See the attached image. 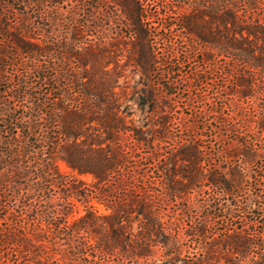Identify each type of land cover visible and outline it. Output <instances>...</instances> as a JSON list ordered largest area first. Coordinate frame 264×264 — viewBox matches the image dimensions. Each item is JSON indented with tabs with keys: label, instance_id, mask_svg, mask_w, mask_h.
Here are the masks:
<instances>
[{
	"label": "rangeland",
	"instance_id": "374dc122",
	"mask_svg": "<svg viewBox=\"0 0 264 264\" xmlns=\"http://www.w3.org/2000/svg\"><path fill=\"white\" fill-rule=\"evenodd\" d=\"M218 1L222 2V0H143L150 17L152 50L158 62L154 72L147 77L141 76L137 67L127 64L129 61L127 46L109 49V56L114 57L115 65L108 64L104 70L107 73L119 71L122 75L118 79L119 88L116 90L119 93L120 112L126 121L125 126L134 130L135 133L129 131L121 133L118 137L115 144L124 151V161L120 164V169L118 168L120 174L117 178H113L109 187L102 188L101 191L109 190L116 200L121 194L133 195L143 201L146 196L154 198L155 210L161 212L160 223L164 227L162 230H165L160 238L150 244L148 240L141 241L148 249L147 256L131 260L122 255L123 264H254L255 259L263 257L264 111L262 105L264 97L262 95H264V72L262 71L264 61L253 70L243 61L234 64L235 71L241 76L252 74L255 85L252 98L240 97L236 94L239 91V87L235 86L237 73L233 71L232 64L224 56L222 41L219 39L216 46H205L195 41V36L186 34L179 25L181 17L191 14L196 8L208 11ZM114 2L115 0L64 2L60 5L62 15L59 34H53L50 30V35L44 37V40L56 39L55 35H61L69 43V24L71 20H74L75 28H79L83 33L80 45L85 49L91 47L96 50L103 42L110 44L118 40L128 45L131 42L130 30L124 27L122 15L117 11ZM97 3L101 4V10L89 17L91 6ZM44 7L51 9L54 5L45 3ZM35 9V6H29L24 16L9 11L6 13V24L11 26L23 20L33 21L37 16ZM242 9L246 14L250 13L258 18L257 21L264 22V0L259 2L250 0ZM204 19L207 20L208 17ZM207 31L212 34L217 33L215 35L218 37L217 26L212 25V28ZM1 34L0 32V41L3 38ZM262 44L258 42L255 49ZM257 52L254 51V53ZM203 54L211 59L203 62ZM57 57L60 58L59 55L52 53L44 58V61L63 65L72 73L75 72L73 69L77 70L73 68V66L78 67L74 64V60L69 62L65 59L59 62L56 60ZM34 65L36 64L27 62L23 56H14L12 64L8 65L4 73L0 75V81L6 79L10 82L5 85L0 83V88L7 90L1 101L8 102L12 108H15L16 116H29V114L36 116L28 109L35 96L43 100L45 104L43 112L49 114L51 118L64 115L65 109H79L85 105L80 86H73L70 81H62L57 86L54 83L55 79H51L55 74L53 70L39 72L35 70ZM170 69L176 71L174 75L167 74ZM195 72H199L204 78L201 84L192 81ZM26 74H31L33 77L43 75L48 78L47 84L36 86L31 79L30 88L27 90L28 96L20 99L11 98L14 92L9 88H12L18 77H24ZM81 74V72L78 73V85L87 81ZM171 83H174L171 85L174 95L168 97L165 94V88ZM150 89L155 90L157 99L154 103L155 107L139 105L137 92ZM163 102L168 105V111L162 108ZM161 118H167L165 124H161ZM52 123V121L47 122L44 117H38L36 121L28 124L23 121L16 122L18 126L29 127L28 132L25 133L29 136H20L17 139V146L28 145L29 153L28 157L23 159L24 163L32 164L37 159L48 160L47 158L53 156L59 146L52 144L51 140L57 141L58 144L64 141L63 137L57 135L59 131ZM2 125L0 121V127ZM4 125L8 128L7 123ZM160 132H167L169 136L160 138ZM137 138L144 139L152 146H144L137 141ZM188 142L202 154L197 167L203 174V182L197 184L194 189L177 192L179 195L175 198L170 195V191L167 192L163 170L166 169L171 154L179 148L186 147ZM17 146L14 150H21ZM177 163L179 165L180 161ZM53 165L63 171L66 182L78 183L80 192L91 194L92 191H99L92 188L89 176L69 174L68 169L60 161H56ZM230 173L235 175L233 180ZM212 174L221 177L228 188L232 187V191L223 193L222 185L212 186L208 180V176ZM119 179L122 181L119 185H123L121 189L116 187V181ZM175 179L182 184L187 183L179 175ZM62 188L61 183L49 184L43 199L51 197L55 200V204L61 206L58 196ZM6 193L10 192L7 190ZM24 193L25 191L21 192V194ZM101 195L100 193L94 195L90 204L95 206L99 213H104L106 212L104 207L99 204L102 200ZM35 198L36 203L39 204L41 198L38 195ZM111 204L115 206L117 203L111 201ZM7 206L8 209L5 211L0 209V234L8 230L9 224L12 223L32 228L36 222H40L23 213L12 200L7 203ZM82 210L81 207L78 214H82ZM129 218L128 222L124 221V223L129 226V238L136 241L140 237L139 233L143 231L141 225L144 222H139L136 216H129ZM56 222L63 223L65 220L59 217ZM203 223L205 231L203 235H199L196 232V226ZM167 230H170V233ZM239 233L250 239L251 247L246 250L244 256L236 253L230 245H226L229 243L225 236H235ZM78 236L80 238L73 239L78 242L87 241L86 250L90 257L76 262L68 260L64 264H117L119 262L117 259L119 252L116 253L117 256L113 254L104 257L95 251V244L86 232H81ZM131 240L128 249L134 253L137 243ZM51 243L54 244L51 251L52 261L56 263L61 260L63 249L70 241L67 236L62 235L51 240ZM17 248L16 245H5L0 242V264H5L8 258L10 261L8 264H30L32 256L18 252Z\"/></svg>",
	"mask_w": 264,
	"mask_h": 264
},
{
	"label": "trees",
	"instance_id": "16d2710c",
	"mask_svg": "<svg viewBox=\"0 0 264 264\" xmlns=\"http://www.w3.org/2000/svg\"><path fill=\"white\" fill-rule=\"evenodd\" d=\"M67 1L70 0H0V32L3 35L0 41V75L4 73V69L8 65L12 64L14 56H23L27 62L36 64L34 68L39 72L53 70L55 74L51 79H55V85L59 86L62 81H70L73 86H80L81 96L85 99V105L82 108L65 109L64 115L51 118L49 114L43 112L45 105L43 100L39 96H35L28 109L36 116L31 114L16 116L15 108H12L8 102L1 101L7 90L0 88V107L2 108L0 121L3 123L0 127V209L2 211L8 209L7 203L12 200L27 216L40 220L32 228H25L15 225V223L9 224V229L0 234V242L5 245H16L18 252L30 254L32 256L30 264H64L68 260L76 262L81 261L82 258L90 257L86 250L87 241L78 242L73 239L74 237L80 238L78 235L81 232H86L95 244V251L104 257L116 255L119 252L117 264H123L122 255L131 260L147 256L148 249L141 241L148 240L150 244L160 238L165 230H162L164 227L160 223L162 221L161 212L155 210L156 201L154 198L146 196L143 201L133 195L121 194L117 196L116 200L109 190L101 191L102 188L109 187L113 178H117L120 174L119 166L124 161V151L115 144L118 137L121 133L134 132L125 126L126 121L120 112L119 93L116 90L119 88L118 79L122 75L119 71L107 73L104 68L108 64L115 65L114 57L109 56L111 47L127 46L129 48L127 64L137 67L141 76L147 77L154 72V67L158 62L150 40V17L146 12L143 0H115L116 9L124 21L123 25L130 30L131 42L128 45L124 44L122 40H118L119 42L110 44L103 42L96 50L91 47L85 49L80 45L83 33L79 28H75L74 20H71L69 24V43L61 35H55L56 39L44 40V37L50 35V30L53 31V34H59L62 15L60 5ZM259 1L255 0V2ZM249 2L250 0H222L208 11L196 8L191 14L181 17L179 25L186 34L195 36L194 40L205 46H216L220 39L224 56L232 64L233 71L236 69L234 64L239 61L246 62L253 70L264 61V22H259L258 18L244 12L242 8ZM45 3L53 4L54 7L46 9ZM29 6L36 7L34 12H37V16L33 21L23 20L15 22L11 26L6 24V13L11 11L24 16ZM100 10V3L91 6L89 17L94 16V13ZM204 17H208V19L205 20ZM3 19L5 20L3 21ZM212 25L217 26L218 37L215 35L217 33L212 34L207 31L212 28ZM258 42L263 44L255 49ZM255 50L258 52L254 53ZM52 53L60 56V58H56L59 62L65 59L69 62L74 60V64H77L78 67L73 66V68H77V70L73 69L75 72L72 73L63 65L45 62L44 58ZM203 55V62L211 59L206 54ZM26 65L29 64L26 63ZM86 66H88V70H86ZM79 72L82 73V78L87 80L81 85L77 84ZM175 72L170 69L167 74L174 75ZM262 72H264V67ZM236 76L235 86L239 87L236 94L246 99L252 98L255 91L252 74L241 76L237 73ZM193 77L192 81H196L198 84L204 80L199 72H195ZM31 79L36 86L46 85L48 81V78L43 75L33 77L31 74H26L24 77H18L12 88H9L14 92L11 98L20 99L28 96L27 90L30 88ZM1 82L2 85L10 83L6 79ZM174 83L165 88L166 96L174 95V92L171 91V85ZM137 93H139V105L155 107L154 103L157 99L154 89L142 90ZM262 96L264 97V95ZM162 108L169 110L166 102H163ZM262 108L264 111V100ZM58 109L61 110V108ZM38 117H44L47 122L52 121L55 129L59 131L57 135L63 137L64 141L58 144L57 141L51 140L52 144L59 146L53 156L47 158L48 160L37 159L32 164L31 162L24 163L23 159L28 157L29 153L28 145L17 146V139L20 136L28 137L29 135H25V133L28 132L29 127L18 126L16 122L33 123ZM161 119V124H165L167 118ZM4 123L8 124V128ZM160 134V138L169 136L167 132H160ZM137 141L146 147L152 146L142 138H137ZM16 146L21 150L15 151ZM201 156V152L190 142L186 147L179 148L171 154L169 163L163 170V180L167 186V192L170 191L171 196L177 198L179 195L177 192L194 189L197 184L203 182V174L197 167ZM56 161L62 162L69 174L89 176L92 188L99 189V191H94L95 194L93 191L91 194L80 192L78 183L66 182L63 171L53 165ZM178 161H180L179 165ZM178 175L187 183L182 184L181 181H177L175 177ZM230 176L232 180L235 178L233 173H230ZM208 180L212 186L222 185L223 193L232 191V187L228 188L222 178L216 174L208 176ZM121 182L120 179L116 181L118 189L123 187V185H119ZM55 183L63 185V188L60 189V196H58V201L62 203L61 206L55 204V200L51 197L43 199L49 184ZM7 190L10 193H6ZM22 191L25 193L21 194ZM97 193L102 194L99 204L104 207L106 211L104 213H99L95 206L90 204ZM36 195L41 198L39 204L36 203ZM111 201L117 204L113 206ZM81 207L83 212L78 214ZM129 216H136L139 222H144L141 225L143 231L139 233L138 239L140 240L137 239V242L129 238V226L124 223V221L128 222ZM59 217L63 218L65 222H56ZM167 231L170 233V230ZM204 231V223L196 226V232L199 235H203ZM62 235L67 236L70 243L63 249L61 260L54 263L51 253L54 244L51 243V240ZM225 239L229 243L226 245H230L236 253L243 256L246 250L251 247L250 239L240 233L235 236H225ZM130 240L137 243L134 253L128 249ZM157 243L164 244L161 241H157ZM8 260L9 258L5 264L10 262ZM254 264H264V254L262 258L255 259Z\"/></svg>",
	"mask_w": 264,
	"mask_h": 264
}]
</instances>
